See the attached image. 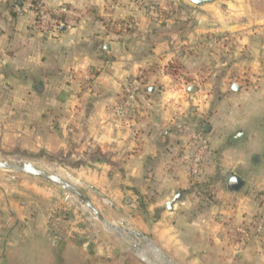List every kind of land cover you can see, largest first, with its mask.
Returning <instances> with one entry per match:
<instances>
[{"label": "crops", "instance_id": "crops-1", "mask_svg": "<svg viewBox=\"0 0 264 264\" xmlns=\"http://www.w3.org/2000/svg\"><path fill=\"white\" fill-rule=\"evenodd\" d=\"M27 1L0 0V153L55 156L88 197L132 212L137 231L176 264H264V237L244 242L231 231L255 216L264 191V12L254 22L223 12L226 3L43 0L77 17L54 24L50 12L40 28L34 11L15 12ZM123 20L132 29L115 32ZM139 77L131 113L116 116ZM198 133L208 151L195 178L177 160ZM230 175L244 182L238 192L227 189ZM35 180L0 178V264H124L114 244L91 256L98 242L82 230L54 231L58 196Z\"/></svg>", "mask_w": 264, "mask_h": 264}, {"label": "rangeland", "instance_id": "rangeland-1", "mask_svg": "<svg viewBox=\"0 0 264 264\" xmlns=\"http://www.w3.org/2000/svg\"><path fill=\"white\" fill-rule=\"evenodd\" d=\"M184 1V0H180ZM185 2V1H184ZM187 3V2H185ZM226 3V12L222 9L223 12L228 14H240L241 18H248L250 21L259 20V14L264 12V0H219L215 4ZM189 4V3H188ZM64 8V7H60ZM66 9V8H65ZM68 14H61L59 20L64 22L67 21V17H77L72 16V12L69 9ZM165 14L169 16L170 14H176V8H167ZM245 15V16H244ZM234 16V15H233ZM120 23V24H119ZM111 24V23H110ZM113 30H117L119 28L120 33L129 32L132 27L129 25L128 20H123L120 22L112 23ZM222 37H218L216 40H220ZM0 160L18 162V161H26L32 162L39 165L41 168L47 169L49 172L57 174L70 182L72 178L70 176V172L67 169H61L59 166V159H55V156H48L46 155L43 157L40 153L35 154H21L18 155L17 153H0ZM47 171V172H48ZM19 178V179H36L37 183L40 186H44L49 190H53L54 194L58 197H51V204L53 207L51 216L58 218V220H54L51 223V227L54 231L58 232L59 234L63 235L65 233L66 228L69 227H77L78 229L83 231L81 237H88L90 240L94 242H98L97 244H91L90 247L86 248L87 251L93 252L90 254L94 256L95 253V245L102 244V247L106 245L109 246V243L114 244V254H119L120 256L125 257L124 264H144L142 263L127 247H124L123 242L118 239L111 231H109L101 222L97 220L85 207L81 206L78 201L68 195L67 193L63 192L58 186L49 184L41 179H37L34 177L18 175L12 172H5L0 171V178L10 179V178ZM80 189L84 191V187L77 185ZM92 201L93 205L101 212L103 217L108 221L111 222L113 225L120 227L123 226L124 228H128L129 230H137L132 218V212L125 210L124 208H119V211L112 214L111 206L109 202L103 201L101 197H89ZM55 232V233H56ZM106 233V234H105ZM112 235L115 239H109L108 235ZM58 237V235H55ZM123 244H121V243ZM110 244V245H111ZM93 246V247H92ZM86 254V253H84ZM103 259H93L90 262H84V264H104Z\"/></svg>", "mask_w": 264, "mask_h": 264}, {"label": "water", "instance_id": "water-1", "mask_svg": "<svg viewBox=\"0 0 264 264\" xmlns=\"http://www.w3.org/2000/svg\"><path fill=\"white\" fill-rule=\"evenodd\" d=\"M194 7H204L214 5L219 0H184ZM61 30H64L62 28ZM193 92V91H191ZM207 131V126L204 128ZM244 137L243 133L237 134L233 141ZM0 171L12 172L18 175H24L41 179L49 184L58 186L63 192L74 197L78 203L85 207L99 222H101L109 231H111L123 244L144 264H176L162 250H160L150 238L137 230H129L123 226L117 227L108 222L101 212L93 205L87 194L74 183L65 178L49 172L39 165L26 161H6L0 160ZM48 171V172H47ZM243 180L235 175H230L227 181V189L231 192H238L243 186ZM183 192L175 194L171 201L166 203V210L173 211L175 204L182 200Z\"/></svg>", "mask_w": 264, "mask_h": 264}, {"label": "built area", "instance_id": "built-area-1", "mask_svg": "<svg viewBox=\"0 0 264 264\" xmlns=\"http://www.w3.org/2000/svg\"><path fill=\"white\" fill-rule=\"evenodd\" d=\"M32 10L35 12L36 19L40 28H43L48 20L50 12H53L57 16L61 14H68L65 8H59L57 10H49L43 0H31L21 5L15 6V12L17 14H23L26 11ZM226 36L221 38L218 43L226 42ZM224 40V41H223ZM144 79L139 77L131 84L129 89L125 92L120 104L116 106L113 113L119 117H127L132 111L133 104L136 97L143 90ZM195 141L194 149L190 156L184 157L182 160H177L187 165L188 172L191 177H198L201 174L203 158L208 151V141L203 137L201 133L195 134L193 137ZM256 200V214L247 223L240 225H231V231L242 239L244 242L251 239H261L264 237V191L259 193Z\"/></svg>", "mask_w": 264, "mask_h": 264}, {"label": "trees", "instance_id": "trees-1", "mask_svg": "<svg viewBox=\"0 0 264 264\" xmlns=\"http://www.w3.org/2000/svg\"><path fill=\"white\" fill-rule=\"evenodd\" d=\"M51 20L53 21L54 24H57V22H58L59 19L53 18ZM149 203H150L149 200H148V202H143L142 200L140 201L139 209H141V212L142 213L146 214L145 213L146 212V208L148 207Z\"/></svg>", "mask_w": 264, "mask_h": 264}]
</instances>
